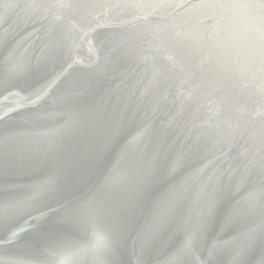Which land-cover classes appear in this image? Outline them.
Here are the masks:
<instances>
[{"label": "water", "instance_id": "1", "mask_svg": "<svg viewBox=\"0 0 264 264\" xmlns=\"http://www.w3.org/2000/svg\"><path fill=\"white\" fill-rule=\"evenodd\" d=\"M0 264H264V0H0Z\"/></svg>", "mask_w": 264, "mask_h": 264}]
</instances>
